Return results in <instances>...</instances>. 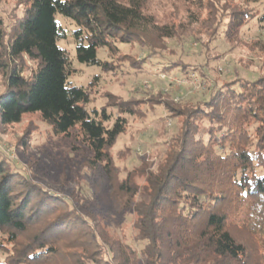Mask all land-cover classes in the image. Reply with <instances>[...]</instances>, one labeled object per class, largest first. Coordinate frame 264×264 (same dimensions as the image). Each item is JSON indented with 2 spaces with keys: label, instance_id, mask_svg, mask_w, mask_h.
Segmentation results:
<instances>
[{
  "label": "trees",
  "instance_id": "trees-1",
  "mask_svg": "<svg viewBox=\"0 0 264 264\" xmlns=\"http://www.w3.org/2000/svg\"><path fill=\"white\" fill-rule=\"evenodd\" d=\"M146 1L24 0V12L12 30L0 17V72L6 77L0 124H16L24 115L39 114L55 135L76 130L93 153V162L110 166L109 150L125 131L126 114L136 111L117 104L114 118L108 105L89 110L90 92L69 82L71 58L58 41L70 35L79 62L110 71L112 63L99 58L100 48L113 55L121 44L150 48L153 35L169 39L182 34L177 26L157 22L146 11ZM182 1L190 22L200 21L206 11L203 25L213 29L212 40L225 19L226 41L241 37L254 19L263 27L264 12L249 5L259 0H246L245 7L230 6L229 0L222 5L216 0ZM57 13L75 28H63ZM218 16L216 23L213 18ZM23 57L37 64L30 75L24 74ZM121 58L128 62V57ZM162 64L164 72L194 74L183 61H174L171 67ZM130 65L137 68L133 62ZM234 79L221 98L225 85L179 115L164 102L172 115L183 118V125L166 158L148 178L150 199L133 207L140 241H113L106 257L102 252L94 262L264 264V78ZM120 188L135 196L127 183ZM48 200L5 158L0 159V250L4 240L13 248L5 264H44L59 253L52 239L81 229L72 216L58 219L18 252V236L29 230L33 219L38 224L41 215L49 214Z\"/></svg>",
  "mask_w": 264,
  "mask_h": 264
},
{
  "label": "rangeland",
  "instance_id": "rangeland-1",
  "mask_svg": "<svg viewBox=\"0 0 264 264\" xmlns=\"http://www.w3.org/2000/svg\"><path fill=\"white\" fill-rule=\"evenodd\" d=\"M216 1L221 5L224 2ZM229 1L230 6L248 5L246 0ZM259 1L249 5L259 6L264 12V0ZM187 7L182 0H147L146 11L157 22L177 26L182 34L169 39L153 35L150 48L121 44L119 53L113 55L100 48L99 58L112 63L110 71L79 62L70 35L58 41L71 58L69 82L90 92L89 110L108 105L114 118L119 112L117 104L136 111L134 115L126 114L125 131L109 150L110 166L93 162V153L76 130L69 135H55L39 114L24 115L16 124H0V159L5 158L14 172L28 179L43 198L49 199L46 209L49 208V214L41 215L38 224L33 219L29 230L18 236V252L45 232L48 225L71 216L81 229L68 230L52 239L50 242L59 253L51 255L44 264H97L94 257L99 259L103 252L105 258L113 241H140L136 236L137 217L133 207L150 199L148 178L166 158L173 138L183 125V118L172 115L164 102L171 103L179 115L225 85L226 88H221V98L234 78H264V23L261 27L254 19L243 28L241 37L226 41L225 19L212 40L213 29L203 25L206 11H202L200 21L190 22L186 18ZM24 9V0H0V17L9 30ZM56 19L68 31L75 28L58 13ZM219 20L220 16L213 18L216 23ZM121 57H128V62H123ZM23 59L24 74L30 75L37 64L29 58ZM174 61L185 62L187 70L194 74L162 70L166 65L162 63L171 67ZM5 90L6 77L0 72V94ZM122 183L136 191L135 196L121 190ZM4 241L0 264L8 263L10 251L13 252L12 244Z\"/></svg>",
  "mask_w": 264,
  "mask_h": 264
}]
</instances>
